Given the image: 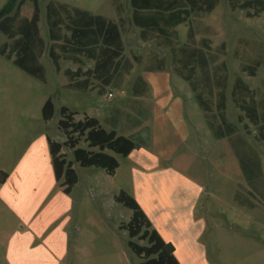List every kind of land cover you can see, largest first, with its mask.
<instances>
[{
  "label": "rangeland",
  "instance_id": "374dc122",
  "mask_svg": "<svg viewBox=\"0 0 264 264\" xmlns=\"http://www.w3.org/2000/svg\"><path fill=\"white\" fill-rule=\"evenodd\" d=\"M8 1L0 0V20L5 16L2 12ZM49 1L40 0L39 27L46 42L40 58L43 78L29 74L1 53L11 39L0 30V170L12 171L29 145L41 135L66 138L58 127L62 105L79 110L81 117L84 113L98 117L107 128L113 121L112 126L130 135L144 150H135L129 157L116 154L120 166L115 175L75 162L80 179L72 197L71 213L75 220L68 227L71 236L80 234L94 252L123 251L126 264H140L141 259L128 245L127 232L117 228L118 223L129 220L132 211L114 200L120 188L133 192L135 168L136 182L141 181L145 187L146 198L161 189V197L166 192L171 204L181 199L188 212L190 208V217L204 220L199 251L184 258L188 264H264V140L257 139L254 125L246 128L239 120L242 112L231 93L235 79L242 77L252 88L260 90L259 100H264V12L248 17L247 10H233L229 0H220L213 11L194 12L190 18L198 31L197 38L206 37L211 44L210 51L200 48L202 63L196 78L201 81V88L203 75L213 83L208 95L215 102L221 86L213 81L221 74L227 79L225 117L232 130L214 108L210 114L216 116L212 119L221 129L222 135L218 136L192 85L178 73L170 46L142 40L140 28L132 19L130 0H118L123 6L122 13L117 11L113 0H57L118 21L125 42V58L132 62L131 70L120 71L110 84L93 80L94 87L92 83L85 88L71 87L72 80L64 70L77 69L79 64L62 58L58 71L49 55L52 43L46 18ZM33 11V1L24 0L21 14L31 17ZM188 28L187 23L179 25V45L186 40ZM152 51L164 59V70H147ZM256 62L261 64L257 75L242 69L243 64ZM93 65V60L84 59L81 66ZM137 80L145 87L142 94L135 91ZM49 97L56 111L46 121L42 108ZM141 104L146 114L139 112ZM64 151L68 158L74 159L71 149L65 147ZM156 173L160 175L158 178ZM244 187L250 190H239ZM34 197L30 206L36 201ZM172 197L174 201H170ZM13 208H6L0 200V255L6 231L9 238L10 232L24 224L21 219L25 213L20 210L23 207L18 203ZM85 220L93 223L88 227L90 232L83 230ZM83 246L81 242L70 250L64 263L83 264L80 258Z\"/></svg>",
  "mask_w": 264,
  "mask_h": 264
},
{
  "label": "trees",
  "instance_id": "16d2710c",
  "mask_svg": "<svg viewBox=\"0 0 264 264\" xmlns=\"http://www.w3.org/2000/svg\"><path fill=\"white\" fill-rule=\"evenodd\" d=\"M23 1L9 0L4 7L5 16L0 20V30L11 40L1 48V53L13 59L17 66L29 74L43 78L44 66L40 58L44 54L46 42L39 27L40 0H32L34 11L31 17L21 14ZM113 3L117 11L122 13V3L118 0H113ZM130 3L133 8L132 19L140 28L142 40H156L161 46H170L173 61L178 65V73L192 85L199 105L210 116V125L217 135L221 136L222 133L217 122L212 119L215 115L210 114L214 108L228 129L232 130L225 117L226 75L221 74L213 81L221 86L215 102L208 95L213 83L201 75V88V81L196 78L199 77L202 63L200 48L210 51L211 44L206 37L197 38L198 31L190 20L194 12L213 11L220 0H130ZM229 4L233 10H247L248 17L259 16L264 12V0H229ZM46 18L49 39L52 41L49 55L57 70L61 71L59 62L62 58L79 64L77 69L64 70L72 80L69 84L71 87L85 88L91 83L93 85V80L110 84L120 71L131 70L132 62L125 58V42L118 21L57 0L48 2ZM182 23H187L189 28L186 40L179 45L181 39L178 27ZM158 56L156 51L150 53L147 70L165 69L164 59ZM84 59L93 60L94 66L84 69L81 66ZM150 60H155V63H150ZM260 65V62L243 64L242 69L255 76ZM79 77L84 78L73 81ZM139 82L140 80L135 81V91L142 94L145 87ZM259 92V89L252 88L242 77H237L231 93L234 103L242 112L239 120L246 128L254 125L258 130L257 139L264 140V100H259ZM55 111V103L49 97L42 108L43 118L51 120ZM60 114L58 127L66 139L59 141L49 137V146L56 178L63 179L62 186L67 194L79 181L75 162L84 167L96 166L109 175H115L120 166L116 154L127 157L140 148V144L131 137L106 128L96 116L84 113L79 118V111L67 105L60 107ZM65 147L72 150L74 159L68 158ZM8 176L7 171L0 170V182ZM114 200L132 211L129 220L121 221L119 228L127 232L128 244L141 259L140 264H181L175 254V246L165 241L153 227L151 219L136 197L121 189Z\"/></svg>",
  "mask_w": 264,
  "mask_h": 264
},
{
  "label": "crops",
  "instance_id": "0c3cea01",
  "mask_svg": "<svg viewBox=\"0 0 264 264\" xmlns=\"http://www.w3.org/2000/svg\"><path fill=\"white\" fill-rule=\"evenodd\" d=\"M165 93L167 92L163 94ZM144 109L143 104L138 106L140 113H145ZM78 117L80 118L81 115L79 114ZM101 122L103 123L102 120ZM112 125L113 121L109 122L110 128L108 129L117 130ZM125 135L131 137L128 134ZM49 137L51 136L46 134L35 139L21 156L15 168L8 172L9 176L0 182V200L6 208L14 210V205L17 206L19 203V207H23L20 210L25 213V218L21 219L24 224L10 232L9 238L8 231L3 236L4 248L0 255L1 264H66L64 261L70 250L81 242L84 243L80 256L83 264H126L123 251L116 252L113 250L109 252L101 249L99 252H94L91 249L92 246L87 245L80 234L76 237L70 235L68 227L75 220L71 213L72 197L74 188L78 183L69 194L64 192L63 179L57 180L54 171ZM53 139L64 141L66 138L58 136ZM136 150L144 149L140 145V148ZM149 154L151 158H156L155 155ZM136 176L137 172L134 168V188L133 192H128L137 198L151 221L154 218L153 227L159 231L164 240L175 246V254L181 264H188L184 258H189L192 256V252L199 251L200 237L204 233V220H196V218L190 217L192 212H190V208L188 212L185 204H181V199L176 200L175 204L177 205H175L168 202L166 192L164 197H161L162 191L159 192L161 189L155 191L151 198H146L144 195L146 193L144 192L145 187L141 186V181L136 182ZM155 176L158 178L160 175L156 173ZM46 177L47 180H44ZM164 177L166 178V175ZM239 190L247 192L250 189L244 187ZM239 190H236V193ZM32 195H35L36 201L30 206ZM36 195L38 196L36 197ZM173 199L175 200L172 197L170 201H174ZM119 224L118 229H120ZM92 225L91 220L86 221L83 225L84 232L87 230L90 232L88 227ZM99 257L104 260L109 258L110 261H102Z\"/></svg>",
  "mask_w": 264,
  "mask_h": 264
},
{
  "label": "flooded vegetation",
  "instance_id": "af4514ba",
  "mask_svg": "<svg viewBox=\"0 0 264 264\" xmlns=\"http://www.w3.org/2000/svg\"><path fill=\"white\" fill-rule=\"evenodd\" d=\"M3 13H4V12H3ZM3 16H4V15H3ZM3 18H4V17H3ZM3 18H2V19H3Z\"/></svg>",
  "mask_w": 264,
  "mask_h": 264
},
{
  "label": "built area",
  "instance_id": "2783aa9c",
  "mask_svg": "<svg viewBox=\"0 0 264 264\" xmlns=\"http://www.w3.org/2000/svg\"><path fill=\"white\" fill-rule=\"evenodd\" d=\"M111 95V94H110Z\"/></svg>",
  "mask_w": 264,
  "mask_h": 264
},
{
  "label": "water",
  "instance_id": "95a60500",
  "mask_svg": "<svg viewBox=\"0 0 264 264\" xmlns=\"http://www.w3.org/2000/svg\"><path fill=\"white\" fill-rule=\"evenodd\" d=\"M3 13V12H2Z\"/></svg>",
  "mask_w": 264,
  "mask_h": 264
}]
</instances>
